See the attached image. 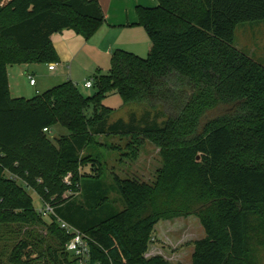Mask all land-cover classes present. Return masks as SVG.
I'll use <instances>...</instances> for the list:
<instances>
[{
	"label": "trees",
	"instance_id": "16d2710c",
	"mask_svg": "<svg viewBox=\"0 0 264 264\" xmlns=\"http://www.w3.org/2000/svg\"><path fill=\"white\" fill-rule=\"evenodd\" d=\"M156 1L135 8L151 43L145 58L115 49L108 71L91 77L92 96L65 81L25 99L11 97L6 67L58 61L51 36L72 30L88 40L104 15L97 0H0V225L43 220L30 189L89 238V264H171L146 257L154 227L188 216L204 233L192 244L191 264H248L255 219L264 216V66L233 41L236 25L264 21V0ZM113 94L163 108L166 121L109 123L112 111L101 100ZM219 106L221 114L207 116ZM57 126L68 134L50 138ZM101 135L158 148L154 181L114 174L106 183L101 161L87 152L102 146L93 138ZM48 219L64 254L55 248L51 263L76 264L65 250L69 236ZM15 255L10 264H28Z\"/></svg>",
	"mask_w": 264,
	"mask_h": 264
},
{
	"label": "rangeland",
	"instance_id": "374dc122",
	"mask_svg": "<svg viewBox=\"0 0 264 264\" xmlns=\"http://www.w3.org/2000/svg\"><path fill=\"white\" fill-rule=\"evenodd\" d=\"M233 46L264 66V21L236 25L234 27ZM54 64L56 68L54 72L47 70V64H36L31 68L32 74L29 73L23 78L22 70H25L26 67H21L22 93L28 95L26 96L27 99L35 96L33 92L35 88L41 91V87L46 84L49 86V83L52 82L51 86L47 88L50 89L54 86L55 81V83L61 81L59 77L65 76L63 78L65 79L66 75H69L71 66H73L77 79L74 84L80 94L84 97L92 96L94 90L85 89L83 87L84 80L88 79L87 76L96 74L97 71L101 74L106 73L110 65L108 61L105 62L104 66L101 62L99 70L85 72V69L90 67L85 60L79 62L81 66H75V63L72 64L69 60L66 64L63 62L59 64V60ZM31 79H34L37 85L30 88L28 81ZM12 85L14 86L13 83ZM12 94H14L13 90ZM101 105L112 111L109 123L122 120L125 123L135 125L137 128H144L161 126L167 118L165 111L159 106L150 108L145 104H124L117 94L103 98ZM223 111L224 108L219 106L208 112L207 116L212 117L221 114ZM92 112L93 107L89 106L85 110V115L90 117ZM67 134L66 129L57 126L52 128L49 136L50 138H57ZM93 138L102 146L91 148L87 152L101 161L104 167L102 176L108 184L112 183L114 174L120 178H136L150 183L154 181L157 171L161 169L162 161L158 148L146 140L141 138L134 140L130 136L121 138L107 135ZM138 141L139 144H137ZM88 169L89 166L85 167L83 171ZM26 192L32 198L34 208H40L41 200L35 192L30 189H26ZM73 196L76 200H80V194L77 192L73 193ZM109 200L115 209L122 208L119 196L115 192L109 194ZM49 224L48 218H43V220L35 218L31 219L27 225L16 223L0 225V264H10V257L14 253H16L15 256L19 262L27 260L28 264H52L51 254L55 248L59 250L60 256H64L62 247L59 246L58 248L57 246L56 236L49 229ZM255 224L257 227L250 236V251L247 260L248 264H264V216L262 219H255ZM154 233L150 242L152 252L162 255L171 264H191L192 244L204 237L199 220L195 216L160 221ZM12 264L18 263L12 262Z\"/></svg>",
	"mask_w": 264,
	"mask_h": 264
},
{
	"label": "crops",
	"instance_id": "0c3cea01",
	"mask_svg": "<svg viewBox=\"0 0 264 264\" xmlns=\"http://www.w3.org/2000/svg\"><path fill=\"white\" fill-rule=\"evenodd\" d=\"M97 2L103 12L104 22L88 40L83 39L72 30H63L51 36V42L58 55L59 64L62 62L63 64H66L69 60L72 64L75 63V66H81L79 65V62L85 60L90 66L85 69V72L99 70L101 68V62L103 66L106 61L110 63V56L115 49H122L141 58H145L150 51L151 43L144 29L138 24L135 8L137 6L155 8L158 6V2L156 0H97ZM51 64L55 65L54 63ZM34 65L36 64L11 65L6 67L7 81L11 97L28 98L26 97L28 95L22 93L23 88L20 70L22 69L21 67H26L25 70H22V78L26 77L27 74H32L33 70L31 68ZM49 65L50 64H47V70ZM55 70L56 68L54 67L53 70L48 71L54 72ZM64 77H59L61 81L57 83H55V81L53 83L54 86L65 81H71L73 84L76 82L77 79L75 77L73 66L70 68L69 75H66V78L63 79ZM91 77L92 75L86 77L88 79L84 80L83 87L84 83L87 80H90ZM28 83L30 88L37 85L35 80L34 84H30V80ZM49 84V86H51L52 82ZM46 86L48 85L46 84L41 87V91L35 88L33 91L35 96L48 90L47 88H49V86ZM12 90L14 94H12ZM151 248V245H149L146 257L157 255L152 252ZM191 248L193 252V246Z\"/></svg>",
	"mask_w": 264,
	"mask_h": 264
},
{
	"label": "built area",
	"instance_id": "2783aa9c",
	"mask_svg": "<svg viewBox=\"0 0 264 264\" xmlns=\"http://www.w3.org/2000/svg\"><path fill=\"white\" fill-rule=\"evenodd\" d=\"M9 0H2V4L6 3ZM54 65L50 64L48 66V70H53ZM30 84H34V80H30ZM84 87L87 89L92 88V81L87 80L84 83ZM47 129H44V132H47ZM70 180V175L65 178V182L68 183ZM37 213L43 217L48 218L50 216H54L56 223L59 228L65 232L69 236V240L65 244V250L68 254H70L73 259L76 260V264H89L90 263V240L89 238L80 232L79 230L73 228L66 222L57 218L54 213L53 207L48 203H43L40 208L36 209Z\"/></svg>",
	"mask_w": 264,
	"mask_h": 264
}]
</instances>
